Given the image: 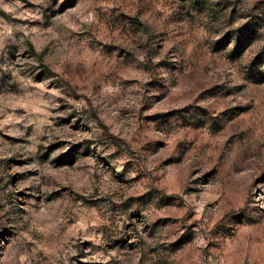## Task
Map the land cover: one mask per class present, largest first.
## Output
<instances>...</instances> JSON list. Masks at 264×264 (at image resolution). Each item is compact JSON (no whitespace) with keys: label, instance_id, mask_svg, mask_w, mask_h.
<instances>
[{"label":"rangeland","instance_id":"374dc122","mask_svg":"<svg viewBox=\"0 0 264 264\" xmlns=\"http://www.w3.org/2000/svg\"><path fill=\"white\" fill-rule=\"evenodd\" d=\"M0 264H264V0H0Z\"/></svg>","mask_w":264,"mask_h":264}]
</instances>
